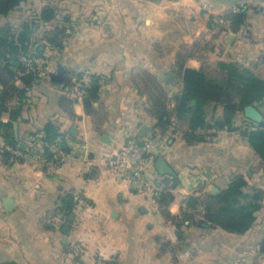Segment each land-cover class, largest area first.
<instances>
[{
    "label": "crops",
    "instance_id": "0c3cea01",
    "mask_svg": "<svg viewBox=\"0 0 264 264\" xmlns=\"http://www.w3.org/2000/svg\"><path fill=\"white\" fill-rule=\"evenodd\" d=\"M46 6L54 9L55 17L40 20L34 37L49 59L47 74L29 88L24 103L11 102L21 108L12 133L29 149L28 156L7 161L0 146V264H91L96 253L111 264H264L259 253L264 199L257 221L242 234L200 224L204 206L189 205L191 197L201 200L219 193L238 174L245 176L249 190H264V167L248 138L240 130L203 129L209 135L206 140L190 144L183 137L181 121L175 120V129L161 133L151 111L159 91L165 93L167 108L174 110L184 68L220 76L224 71L219 63L234 62L264 80V13L242 8L241 23L228 16L214 27L213 18L229 14L231 4L221 0H26L9 15L0 16V24L19 26L29 12L39 14V7L42 11ZM55 27L66 28L61 46L46 38ZM29 56L23 59L26 63ZM60 66L71 78L89 72L98 79V98L91 106L61 92L66 81L58 76ZM15 84L23 86L19 78ZM252 105L264 116V97ZM207 110L208 119L223 116L222 105L211 104ZM2 121H10L9 111ZM49 121L65 134L69 148L67 157L57 163L43 155L40 138L31 135L37 131L40 137ZM236 122L240 129L259 124L244 110ZM142 125L149 130L139 136ZM2 131L0 143L5 142ZM129 135L168 137L159 156L171 165L174 175L162 174L157 163L147 169V175L160 190L169 185L174 195L168 206L171 217L153 208L146 194L133 191L103 161ZM85 167L89 172H84ZM173 178L180 182L172 187ZM78 192L90 206L78 214L73 208L67 217L62 198ZM7 197L16 203L11 211L4 206ZM73 242H83L86 253L73 254Z\"/></svg>",
    "mask_w": 264,
    "mask_h": 264
},
{
    "label": "trees",
    "instance_id": "16d2710c",
    "mask_svg": "<svg viewBox=\"0 0 264 264\" xmlns=\"http://www.w3.org/2000/svg\"><path fill=\"white\" fill-rule=\"evenodd\" d=\"M24 1L26 0H0V16L9 15ZM228 16L241 23L244 10L241 8L238 11H231L225 15V17ZM54 17V9L50 6L44 7L41 18L49 21ZM38 22L39 20L27 18L19 26L11 22L0 24V131L3 130L2 136L5 142L13 147L22 148L12 133L13 121L20 117L21 108L11 106V102L24 103L29 88L39 80L37 75L27 70L28 65L23 60L30 54L43 55V49L38 43L39 38L34 37ZM65 35V27H55L46 38L49 43L61 46ZM219 66L224 71V74L220 76H211L204 69L184 68L182 88L174 96L173 111H170L163 101L166 98L165 93L159 91L160 96L155 98V105L151 108L157 117V126L161 133H166L171 128L175 129V120L186 122L188 128L183 131V137L190 144L206 140L209 135L203 134L201 132L203 129L240 130L241 134L248 138L251 147L261 159V166L264 167V120L252 129H240L235 126L239 111H243L246 106L264 97V80L234 62H221ZM17 78L21 79L22 87L15 84ZM99 88L100 83L93 75L89 97L83 101L87 108L98 98ZM193 100H196L194 105L191 104ZM211 104L223 106L221 118L208 119L207 107ZM7 111L10 112V121L3 122L2 115ZM31 135L40 138L43 155L49 160H54L50 144L58 142L64 145V151L69 149L65 134L59 132L52 121L46 123L40 137L37 131ZM25 144L27 145V142ZM22 149L27 152L29 150L27 147ZM3 153L7 161L13 157L9 151L4 150ZM21 159L22 157L19 158ZM179 182V179L173 178L172 187ZM248 185L245 176L238 174L219 193L207 194L201 200L198 197H191L189 205L201 203L204 206V218L199 221L200 224L210 223L237 234L245 233L257 221L258 211L264 199V190L259 188L249 190ZM169 188L168 185L163 190L159 189L158 203L159 208L171 217L168 206L173 201L174 195ZM62 204L67 217L73 214L75 205L73 194L65 195L62 198ZM259 253L264 257V235L260 239ZM2 264L17 263L8 261Z\"/></svg>",
    "mask_w": 264,
    "mask_h": 264
},
{
    "label": "built area",
    "instance_id": "2783aa9c",
    "mask_svg": "<svg viewBox=\"0 0 264 264\" xmlns=\"http://www.w3.org/2000/svg\"><path fill=\"white\" fill-rule=\"evenodd\" d=\"M205 8L213 11L211 5L205 4ZM241 8L258 9L264 13V0H236V3L231 5V11H238ZM226 20L225 15H217L213 18L214 23L212 26L216 27L218 24L225 23ZM27 65L28 71L42 78L47 74L49 59L46 55H31L28 58ZM92 85L93 75L89 72H83L62 84L61 92L76 101H84L89 97ZM167 139V136L139 137L129 135L120 149L103 157L105 164L117 176L127 181L133 191L146 194L156 210L159 209L158 196L160 190L153 181H150L147 169L155 165L159 153L162 152L167 143ZM0 146L3 150L12 154V160L19 161V158L28 156V152L20 147H13L6 142L0 143ZM50 150L54 154L53 162L55 163L61 162L67 157V152L62 149L58 142L50 144ZM84 172H89V168L85 167ZM203 176L207 179V175ZM74 201V212L77 214L90 206V201L81 192L74 196ZM70 247L79 255H84L87 251V247L83 242H73ZM186 254L189 255V251ZM91 264H111V262L101 253H96Z\"/></svg>",
    "mask_w": 264,
    "mask_h": 264
},
{
    "label": "water",
    "instance_id": "95a60500",
    "mask_svg": "<svg viewBox=\"0 0 264 264\" xmlns=\"http://www.w3.org/2000/svg\"><path fill=\"white\" fill-rule=\"evenodd\" d=\"M221 1H225L231 5L235 4L236 3V0H221ZM59 74L58 76L61 78L62 81H69L70 80V75L69 73L63 68V67H59ZM196 103V100H193L192 101V104L194 105ZM244 113H245V116L253 121H255L256 123H260L263 121L264 119V116L263 114L261 113V111L255 107L254 105H248L244 108ZM149 130V127L147 125H142L141 129H140V132H139V136H142L144 135V133H146L147 131ZM154 133L156 134V131H154ZM107 136V135H105ZM104 136V140L105 141H109V139L105 138ZM22 148H24V145L22 144L21 145ZM62 149L64 148V145H61ZM157 167L159 168V171L162 173V174H171V175H174V171L171 167V165L165 160V158H163L162 156H159L157 158ZM217 191V188L214 187L212 192H216ZM4 206H5V209L6 211H11L15 208L16 206V203L14 201L13 198L11 197H7L5 200H4ZM73 219V215L70 217V220ZM69 227H70V223H67L65 226H64V229L63 231L65 233H68L69 232Z\"/></svg>",
    "mask_w": 264,
    "mask_h": 264
},
{
    "label": "rangeland",
    "instance_id": "374dc122",
    "mask_svg": "<svg viewBox=\"0 0 264 264\" xmlns=\"http://www.w3.org/2000/svg\"><path fill=\"white\" fill-rule=\"evenodd\" d=\"M32 7H33V5L31 4V5H30V9H31ZM41 12H42V11H40V7H39V14H38L37 12H33V11H31V12L28 13L27 18H30V19H32V20H39V21H40V20H42V18H41ZM64 14H65V13H62V15H64ZM38 15H39V19H37ZM62 15H61V16H62ZM155 95H156L157 98H159V96H160V92H158V93L156 92ZM162 100H163V99H162ZM163 101H164V100H163ZM180 126H181L182 128L185 127L184 129H187V128H188V125H187L186 122H185V123L182 122V125H180ZM235 126L238 127V128L242 127L241 124H240V123H237V122H235ZM217 130H219V129H215V128H213L211 131H212V132H215V131H217ZM203 134H207V132H203ZM108 168H109V167H108ZM109 169H110V168H109ZM110 170H111V169H110ZM111 171H112V170H111ZM71 252H72L73 254H75V255H79L78 252H76L75 250H72V249H71Z\"/></svg>",
    "mask_w": 264,
    "mask_h": 264
}]
</instances>
